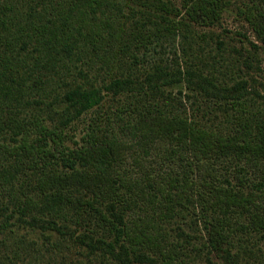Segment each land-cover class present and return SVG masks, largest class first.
Masks as SVG:
<instances>
[{"label": "trees", "instance_id": "1", "mask_svg": "<svg viewBox=\"0 0 264 264\" xmlns=\"http://www.w3.org/2000/svg\"><path fill=\"white\" fill-rule=\"evenodd\" d=\"M135 1L145 12V27L153 18L149 30L139 32L137 50L147 49L153 42L162 46L157 38L163 36L167 40L182 30L189 32L190 23L212 25L221 10V0H181L188 21L185 22L176 19L179 12L168 0ZM47 3L34 16L21 19L17 32L22 50L34 42V52L43 55L45 64H50L58 55L98 54L96 43L105 40L109 44L103 64L110 68L119 52L112 42L120 37L121 25L115 28L111 15L104 18L103 11L114 8L115 0H47ZM236 12L264 49V0H249ZM153 38L156 40L152 41ZM80 41L83 46L76 47L75 42L79 45ZM186 48L191 50L192 45L187 44ZM164 64L170 68L156 67L154 78L146 82L152 88L165 84V80L168 84L183 82L188 89L212 90L216 97L226 98L229 100L226 132L210 131L190 118L171 117L145 107L130 118L121 110L116 111L100 138L87 133L78 148L68 149L61 128L99 105L104 92L117 95L131 90L128 81L113 78L102 89L79 87L66 91L63 97L68 105L60 114V123L51 128L37 114L19 118L6 101L16 97L17 92L15 88L8 89L4 96L0 78V132L8 131L18 138L12 145L0 143V154L12 159L9 170L0 171V184L3 189L7 187L11 203L17 204L11 180L23 169H40L39 186L45 191L37 200L16 205L18 213L34 210L57 213L69 203L68 190L81 191L87 196L81 202L83 206L92 208L95 202H101L112 212L111 220L103 215L100 218L113 234L118 251L115 242L105 244L104 248L124 264H152L149 254L156 256L160 264H186L181 259L183 246L167 240L158 221L170 220L177 208L184 207L189 200L194 202L195 216L205 227L203 248L217 255L227 254L225 245L238 231L264 233L261 212L264 125L253 126L249 121L250 93L246 81L221 89L196 69L180 68L179 63L174 67ZM41 78L35 81L40 86ZM44 89L45 83L41 90ZM224 153L230 154L234 162V170L226 172L227 175L219 172ZM50 162L62 165L66 171L46 172ZM247 172L254 174L258 183L257 187L254 185V193L245 195L241 189L248 182ZM116 207L120 210L116 211ZM236 209L244 212L246 223L228 219V214Z\"/></svg>", "mask_w": 264, "mask_h": 264}, {"label": "rangeland", "instance_id": "2", "mask_svg": "<svg viewBox=\"0 0 264 264\" xmlns=\"http://www.w3.org/2000/svg\"><path fill=\"white\" fill-rule=\"evenodd\" d=\"M168 1L179 12L176 19L188 22L181 9V0ZM248 3L249 0H221L219 18L214 24L204 27L190 23L189 32L182 30L167 40L163 36L157 38L162 46H155L153 42L147 49L137 50V36L141 29L149 30L153 18L145 27V12L135 0H115L114 8L103 11L104 18L111 15L115 28L121 25L120 37L112 42L119 52L109 68L103 64L109 44L105 40L96 43L98 54L58 55L50 64H45L44 56L34 52V42H29L22 50L17 32L19 23L48 6L47 0H0L2 93L5 96L8 89L15 88L17 96L6 101L19 118L37 114L52 128L60 123V114L68 105L63 97L66 91L79 87L102 89L113 78L128 81L131 90L117 95L104 92L99 105L61 128L68 149L78 148L87 133L100 138L116 111L121 110L130 118L145 107L171 117L190 118L210 131L226 132L229 128V100L226 98L216 97L212 90L188 89L183 82L168 84L165 80V84L156 88L146 82L154 78L156 67H168L164 63L174 67L179 63L180 68L188 66L202 72L217 88L245 80L250 93L247 100L249 121L253 126L264 125V49L236 12ZM99 16L102 17V13ZM81 41L79 45L75 42L76 47L83 46ZM187 44L192 45L191 50L186 48ZM40 76L45 83L44 90H41L43 84L35 83ZM17 139L8 131L0 132V143L12 145ZM220 163L221 174L234 170L230 154L224 153ZM11 165L12 159L0 154V171L9 170ZM45 171L61 174L66 170L50 162ZM247 175L248 182L241 189L245 195L254 193L258 183L254 174L247 172ZM40 176V169H23L15 174L10 184L17 195V204L11 203L7 187L3 189L0 184V264H124L104 248L105 244H114L115 239L100 216L111 220L112 212L101 202H95L92 208L83 206L81 202L87 196L81 191L68 190L69 203L57 213L34 210L21 214L16 211V205L37 200L45 193L39 186ZM257 203L255 205L259 206ZM119 210L116 207V211ZM196 212L194 202L189 200L184 207L177 208L170 220L158 221L164 237L183 246L181 259L186 264H264L263 232L238 231L225 245L228 255H217L203 248L205 227L195 216ZM261 212L264 217V210ZM228 219L247 221L244 212L237 209L228 214ZM114 246L118 251L116 242ZM148 256L152 264H160L156 256Z\"/></svg>", "mask_w": 264, "mask_h": 264}]
</instances>
